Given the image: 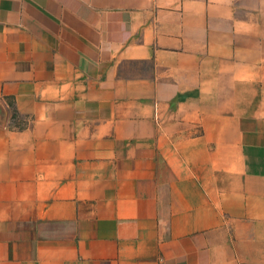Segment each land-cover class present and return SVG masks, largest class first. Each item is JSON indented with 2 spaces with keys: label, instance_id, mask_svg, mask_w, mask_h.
<instances>
[{
  "label": "crops",
  "instance_id": "1",
  "mask_svg": "<svg viewBox=\"0 0 264 264\" xmlns=\"http://www.w3.org/2000/svg\"><path fill=\"white\" fill-rule=\"evenodd\" d=\"M0 264H264V0H0Z\"/></svg>",
  "mask_w": 264,
  "mask_h": 264
}]
</instances>
